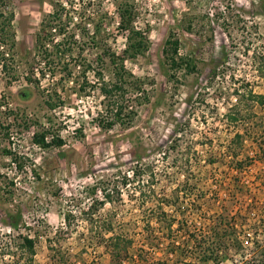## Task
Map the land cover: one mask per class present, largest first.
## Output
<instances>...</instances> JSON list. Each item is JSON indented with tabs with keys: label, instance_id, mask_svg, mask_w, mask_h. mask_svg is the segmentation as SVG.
Returning <instances> with one entry per match:
<instances>
[{
	"label": "rangeland",
	"instance_id": "1",
	"mask_svg": "<svg viewBox=\"0 0 264 264\" xmlns=\"http://www.w3.org/2000/svg\"><path fill=\"white\" fill-rule=\"evenodd\" d=\"M125 1L149 47L124 65L154 84L129 127H97L98 95L77 92L75 69L64 82L0 78V124L13 114L51 122L63 141L43 151L31 144L37 128L11 127L9 139L0 128V264H264V0ZM101 2L116 21L114 0ZM6 4L24 75L54 0ZM224 6L232 11L222 26ZM203 12L220 19L201 18L193 34L180 29L185 13ZM170 32L196 67L176 81L162 56ZM115 39L120 54L124 40ZM49 95L61 100L54 110ZM15 149L26 157L20 171L4 153ZM26 236L32 255L20 248ZM110 236L127 247L122 261H111Z\"/></svg>",
	"mask_w": 264,
	"mask_h": 264
},
{
	"label": "trees",
	"instance_id": "2",
	"mask_svg": "<svg viewBox=\"0 0 264 264\" xmlns=\"http://www.w3.org/2000/svg\"><path fill=\"white\" fill-rule=\"evenodd\" d=\"M91 2L92 0H54L52 12L42 20L35 36L36 66H31L24 75H21L14 53L13 14L7 12L6 0H0V78L7 83L17 82L20 78L36 84L46 79L50 82H64L72 79V70L75 69L78 77L72 80L75 82L80 79L77 82H81L77 92L82 97L98 95L96 116L92 118L97 127L103 131H109L116 126L126 128L131 125L137 109L150 103L154 84L149 78L135 77L126 69L124 62L147 52L149 42L146 34L136 25V14L132 4L125 0H114L116 5L114 21L102 12L101 0L96 1V12L86 15L85 10ZM231 11L229 6L222 8L220 12L224 16L222 26L226 25L224 23ZM203 13L201 16L185 13L179 21L180 29L193 34L202 22L201 18L206 19L208 25L220 19L217 17L218 14L215 17ZM112 24H115L114 31H111ZM224 30L227 31L226 28ZM117 36H122L124 40L120 54L111 46ZM179 48L178 37L170 32L164 42L162 56L168 70V78L175 81L196 71L194 61L183 57ZM96 50L99 51L90 56L91 59L83 56ZM48 97L50 95L47 96L45 105L49 110H54L60 105L59 97L56 102L50 101ZM12 117L10 124H0V128L6 130L4 135L7 139L12 136L11 127L19 131L35 127L37 131L31 137V144L35 148L44 151L50 147L63 145V141L53 131L51 122L48 126L38 124L40 125L38 130L37 122H33L30 117L15 114ZM15 152L4 150L5 155L12 156L14 167L20 171L24 167L26 157L19 154L16 149ZM110 228L111 226L106 230L108 233L112 231ZM107 241L112 262L122 261L128 257L127 247L120 246L122 240L119 236H110ZM20 248L32 255L33 239L29 236L22 237Z\"/></svg>",
	"mask_w": 264,
	"mask_h": 264
}]
</instances>
